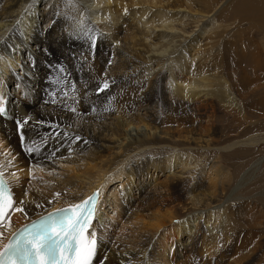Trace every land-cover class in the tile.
I'll return each instance as SVG.
<instances>
[{
    "label": "bare ground",
    "instance_id": "6f19581e",
    "mask_svg": "<svg viewBox=\"0 0 264 264\" xmlns=\"http://www.w3.org/2000/svg\"><path fill=\"white\" fill-rule=\"evenodd\" d=\"M220 1L0 0V85L3 78L10 90L39 85L34 95L20 88L4 97L12 117L0 120V171L28 215L11 213L0 244L38 215L99 189L93 264L256 259L264 202L238 191L261 159L235 179L218 161L192 163L197 151L264 145L260 133L218 144L217 107L244 115L235 83L264 71L259 52L241 42L244 22L263 27V6ZM231 18L234 30L217 31ZM105 79L109 87L99 91ZM253 106L262 111L264 97ZM15 116L31 117L23 143ZM29 145L39 151L26 152ZM124 208L130 215L118 231L110 217Z\"/></svg>",
    "mask_w": 264,
    "mask_h": 264
},
{
    "label": "snow or ice",
    "instance_id": "6c2138e0",
    "mask_svg": "<svg viewBox=\"0 0 264 264\" xmlns=\"http://www.w3.org/2000/svg\"><path fill=\"white\" fill-rule=\"evenodd\" d=\"M108 63L111 64V61ZM108 87V80L105 79L99 91ZM92 110L95 111V108ZM71 111L76 113L77 110L72 108ZM6 112L4 97L0 96V115H5ZM30 119L31 117L25 116L15 121L22 143L26 139L24 128ZM63 135L66 136L67 133ZM75 139L80 140L81 137L76 136ZM25 151L32 153L39 151V148L29 145ZM99 196L100 190L96 189L79 203L38 215V219L13 231L7 244H0V264H93L99 237L96 231L91 230V226ZM24 204V200H18L14 196L4 172L0 171V238L4 236L6 221L7 227H11L10 216L13 211L28 215ZM36 207L39 208L40 205L36 204Z\"/></svg>",
    "mask_w": 264,
    "mask_h": 264
},
{
    "label": "rangeland",
    "instance_id": "374dc122",
    "mask_svg": "<svg viewBox=\"0 0 264 264\" xmlns=\"http://www.w3.org/2000/svg\"><path fill=\"white\" fill-rule=\"evenodd\" d=\"M233 1L234 0H221L220 2L223 3L226 2L228 4H231V2ZM256 2L259 3L260 7L263 6L264 8V0H256ZM4 16L8 18L11 16V14L3 15V17ZM231 17H233V15H231ZM252 22L256 24L259 23L257 19L251 20L250 22L249 21L244 22L246 23L245 25L246 28L244 29V32L241 35L243 40L241 41L243 43L242 46L246 45L247 49H253L256 52H259L260 55L258 59L259 61L261 59L260 62L264 63V23L262 24L263 27L254 24L255 27L253 28V25H251ZM237 25H238V20L236 19V22H234L232 18L229 21H221L220 24L219 23L216 24L217 31H221L222 26L227 27V29L229 30H234ZM236 80H238V78H236L235 81ZM46 81L47 78L45 79V82ZM242 82L243 83L241 84L235 83L239 91H237L236 89H234V91L236 94H238L237 98L241 97L242 103H244V101L247 103V104L245 103L247 110L243 112L245 116L242 114H238L233 110L231 111L229 109H224L221 106L217 107V110L220 112V115L222 112L221 118H223V119L220 118V121L218 123L219 126L221 127V134H222V138L218 143L219 146H225L226 144L234 142L239 139L241 140L246 139L251 135H260V134L264 135V109L261 111L262 107L255 108V106H253L254 102L264 97V71L259 72V74L256 75L250 74V77L245 82L244 81ZM239 84L242 90H240L238 86ZM230 86L235 87L234 83L230 84ZM20 88H23L25 91L28 90L30 92L33 91L32 94L34 95L35 91L38 90L39 85L36 89L28 88L25 86H17L15 88L12 87L11 90L13 92H11V90L6 87L5 78H3L2 83L0 85V95L6 98H14L15 97L14 92L20 90ZM243 97L245 98V100H243ZM37 100L38 97L36 98V102ZM249 108H252L250 109L251 111L249 110ZM252 110L254 111L252 112ZM261 146L260 149L259 146L254 148V146L250 147L247 145H241L238 147L235 146L232 147V149L230 150H226V149L221 150V148H215V147L211 148L210 150L205 149V150L197 151L193 154L192 163L195 164L205 159H208V161L212 160V162L218 161L219 164L223 165L225 171L227 170L228 172L232 173V176L235 179V177H237L238 174L249 168L253 164L252 162L261 159L260 168L253 174V176L250 179H248L243 185L239 187L240 190L238 191V194H241L242 196H244V198H252L257 202L261 203V205H263L264 198L262 199L260 198V197H264V196H260L263 193L258 194L259 191L264 190V145L262 144ZM0 147H2V145ZM0 149H2L0 150V152L1 151L3 152V147ZM209 164L211 165V162H209ZM200 170L201 168L198 169V171ZM19 172L24 174L26 170L25 168H20ZM48 176L52 180H55L57 177V175L53 172L48 174ZM26 177L30 178L31 175L29 174ZM210 178L211 176L209 177L208 174H206L204 179L205 181H208ZM205 183L207 184V182ZM211 206L213 207L214 205L212 204ZM125 209L126 208L118 209L117 211H114L115 217H110V219L114 220V222L116 223L115 227L117 228L118 231L121 226L125 225V222L128 216L130 215L131 210L128 209L126 213ZM244 216L245 215H243V217ZM263 216L261 219L262 221H264ZM246 225L247 224H245V226ZM256 226H258V228H260L262 232L259 237L262 241V249L260 250L259 255L251 264H263L264 263V222L262 225L256 223ZM244 231L248 232V230H244Z\"/></svg>",
    "mask_w": 264,
    "mask_h": 264
}]
</instances>
